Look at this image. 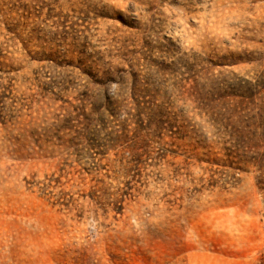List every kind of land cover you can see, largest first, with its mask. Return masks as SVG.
<instances>
[{
    "label": "rangeland",
    "instance_id": "obj_1",
    "mask_svg": "<svg viewBox=\"0 0 264 264\" xmlns=\"http://www.w3.org/2000/svg\"><path fill=\"white\" fill-rule=\"evenodd\" d=\"M0 264H264V0H0Z\"/></svg>",
    "mask_w": 264,
    "mask_h": 264
}]
</instances>
